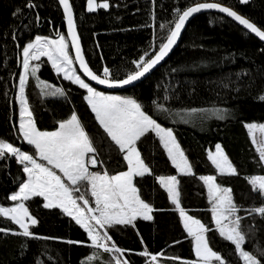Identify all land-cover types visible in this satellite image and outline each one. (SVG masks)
Segmentation results:
<instances>
[{
  "label": "trees",
  "instance_id": "trees-1",
  "mask_svg": "<svg viewBox=\"0 0 264 264\" xmlns=\"http://www.w3.org/2000/svg\"><path fill=\"white\" fill-rule=\"evenodd\" d=\"M70 1L90 67L102 74L103 67L107 66L119 78L134 70L132 62L140 55L145 52L151 55L154 48L158 50V45L166 40L168 30L174 26L177 7L183 9L196 2H218L234 8L264 28V0H249L247 4H241L239 0H109V9H99L94 13L87 12V0ZM34 2L37 8L25 9L22 16L13 17L15 7L22 6L25 0H0V138L15 141L16 146L27 151H31V146L16 139L18 105L16 94H13L21 72L22 46L37 34H66L58 0ZM37 13L39 21L36 20ZM162 24L163 28L160 27ZM13 26L18 37L15 41L8 34ZM41 60L40 78L50 85L64 88L66 97L41 95L35 78L29 77L26 95L38 128L54 130L59 119L66 118L75 110L97 143L103 139L107 146L110 141L82 99L86 94L84 90L58 75L47 59ZM262 89L264 42L221 14L204 13L193 18L178 47L162 66L146 80L122 91L146 103L157 99L173 112L182 108L213 106L235 110V117L227 120L193 117L188 123L175 116L156 113L164 126L173 127L195 172V176L179 177L182 206L213 229L211 205L207 200L206 187L198 179L200 175H217V182L231 187L235 202L244 209L262 202L245 179L250 175L264 174V169L257 163L258 155L244 127L245 122H264V102L256 99ZM165 94L170 97L168 101L163 100ZM216 143L224 147L239 175L227 177L215 172L207 159V151L213 150ZM140 147L146 162L153 166L154 175L139 179L138 187L144 198L162 211L154 213V221L138 219L135 228L116 226L110 230V235L118 247L126 250V258L131 264H146L147 258L139 255L145 247L152 253L164 252L165 258L160 264H173L166 259L172 256L192 259V246L182 229L178 213L154 179L156 175H175V169L154 136L144 138ZM101 158L110 174L125 170L114 146L110 153L102 150ZM25 178L14 158L0 160L1 205L13 204L6 197L17 191L20 180ZM81 191L85 188L82 187ZM42 199L33 197L26 202L39 221L31 230L38 236L53 239L33 240L0 233V264H104L111 260L110 254L97 252V261L90 262L88 257L96 250L90 247L84 230L61 210L44 209ZM240 215L245 216L242 221L244 231L249 233V226L254 224L252 232L256 234L253 237L249 233L246 250L254 251L256 241L259 247L264 248V218L258 215L248 217L243 211ZM0 227L19 231L18 226L4 217H0ZM69 240L80 243L70 244ZM210 240L214 250L220 251L229 264H242L234 246L223 241L217 232L210 233Z\"/></svg>",
  "mask_w": 264,
  "mask_h": 264
},
{
  "label": "snow or ice",
  "instance_id": "snow-or-ice-1",
  "mask_svg": "<svg viewBox=\"0 0 264 264\" xmlns=\"http://www.w3.org/2000/svg\"><path fill=\"white\" fill-rule=\"evenodd\" d=\"M239 2L247 4L249 0H239ZM59 4L63 8V18L67 23V35L57 32L55 38H51L37 34L34 39L29 38V42L22 46L23 70L19 73L18 93L15 97L19 102L16 139L26 142L28 146H31V151L22 150V146H16L15 141L10 142L9 139L0 138V160L14 158L26 177L20 180L18 191L6 197V200L14 202L12 206L0 205V217L18 226L19 231L0 227V233L33 240L53 239L38 236L31 230L39 221L26 202L33 197H42L44 209L61 210L87 234L90 247L96 250L92 256L88 257L90 262L97 261L96 253L98 252L111 255V260L104 264H131L126 258V250L117 246L110 235V230L116 226L135 228L138 219L154 221V213L162 211L146 200L141 188L138 187L139 179L154 175L153 166L146 162L140 147L142 140L152 135L176 172L175 175H156L154 179L160 189L166 192L168 201L178 213L194 256L192 259H182L179 256L166 259L173 264L176 261H179V264H229L225 256L212 247L210 233L215 231L223 241L230 242L234 246L235 253L242 264H264V248L258 246V241L255 242L257 246L254 251L246 250L249 233L253 237L256 234L252 232L254 224L249 226V233L244 231L242 221L245 216L240 215L243 211L248 217L258 215L264 218V174L245 177L251 190L262 201L258 206L247 209L235 202L231 187L222 186L217 182V175H200L198 179L206 187L207 200L211 205V222L214 223V229L209 227L200 219L190 215L189 211L182 206L179 177L195 176L193 165L177 139L173 127L164 126L156 116V113L175 116L184 123H188L193 117H199L202 120L215 117L223 121L234 118L235 110L213 106L182 108L173 112L170 107L158 102L157 99H151L146 103L134 95H115L99 90L91 83L94 81L96 85L115 89L131 85L145 77L169 55L180 38L186 22L202 10L217 9L225 13L239 25L254 33L261 41H264V28L257 26L232 7L218 2H196L183 9L177 7L174 14V26L168 30L166 40L158 45V50L154 48L153 54L145 52L140 55L132 62L135 65L134 70L128 71L123 78H119L113 75L112 70L107 66L103 67L102 74L90 67L77 31L73 5L70 0H59ZM37 7L34 0H25L22 6L15 7L12 16H22L25 9L33 10ZM110 7L109 0H101V2L87 0L89 13L99 9L107 10ZM36 20L39 21L38 13ZM160 27L163 28L164 25ZM8 34L13 41L17 40L14 26ZM70 48L74 50V55L70 53ZM42 57L47 58L52 69L58 75L62 74L64 80L84 90L86 94L82 96V99L94 114L99 128L110 141L107 146L103 139L99 141V144L97 143L75 110L71 111L66 118L59 119L52 131H42L38 128L26 95L29 77L35 78L41 95L66 97L64 88L50 85L38 75L43 63ZM169 99L167 94L163 96L164 101ZM256 99L264 102V89L257 93ZM244 127L258 155L257 163L261 169H264V122H245ZM113 146L117 149L125 170L110 174L107 167L103 166L105 161L101 155L102 150L110 153ZM207 159L219 176L239 175L238 168L220 143L215 144V151H207ZM82 187L85 188L83 192ZM68 243L80 242L69 240ZM139 255L147 258L146 264H160L161 259L165 258L163 251L152 253L146 247Z\"/></svg>",
  "mask_w": 264,
  "mask_h": 264
},
{
  "label": "water",
  "instance_id": "water-1",
  "mask_svg": "<svg viewBox=\"0 0 264 264\" xmlns=\"http://www.w3.org/2000/svg\"><path fill=\"white\" fill-rule=\"evenodd\" d=\"M58 2H59V0H58ZM70 3H71V1H70ZM224 5V4H223ZM61 6V5H60ZM225 6H227V5H225ZM229 7V6H228ZM61 8H62V6H61ZM234 9V8H233ZM235 10V9H234ZM62 11H63V8H62ZM73 11H74V9H73ZM235 11H237V10H235ZM238 12V11H237ZM204 13H218V14H221V15H223V16H225V17H227V18H229L230 20H232L233 22H235L237 25H239V23L237 22V21H235L233 18H231V17H228L225 13H221V12H219V10H217V9H208V10H202L200 13H197V14H194V17H196V16H198V15H200V14H204ZM239 14H241L240 12H238ZM241 15H243V14H241ZM194 17H192V18H190L189 19V21L188 22H186V25H185V28L182 30V32H181V36H180V38L177 40V43L173 46V49L169 52V55L167 56V57H165V59L163 60V61H161L157 66H155V68L153 69V70H151L149 73H147L146 75H145V77H142V78H140V80H138V81H135V82H133V84H131V85H126V86H123L122 88H115V89H109V88H107L106 86H104V85H96V83L93 81V82H91L92 84H93V86H96V87H98V89H100V90H103V91H107V92H122V91H125V90H127V89H129V88H132V87H134L135 85H137V84H139L140 82H142V81H144V80H146L157 68H159L160 66H162L168 59H169V57L171 56V54L176 50V48L178 47V45H179V43H180V40H181V38H182V36H183V34H184V32H185V30L187 29V27H188V25L190 24V22L193 20V18ZM246 17V16H245ZM74 18H75V12H74ZM247 18V17H246ZM249 19V18H248ZM75 20H76V18H75ZM65 21V20H64ZM253 22V21H252ZM77 24V23H76ZM240 27H242L243 29H245L242 25H239ZM258 26V25H257ZM246 31H248V32H250V30H248V29H245ZM77 31H78V27H77ZM65 33H66V35H67V23H66V21H65ZM251 33V32H250ZM78 34H79V31H78ZM251 34H253L254 36H255V34L254 33H251ZM80 35V34H79ZM256 37V36H255ZM256 38H258V37H256ZM70 39V38H69ZM259 39V38H258ZM80 40H81V37H80ZM264 42V41H263ZM81 45H82V49H83V52H84V48H83V44H82V40H81ZM71 49V48H70ZM72 51V54L74 55V50H71ZM84 55H85V53H84ZM85 58H86V56H85ZM77 67H78V65H77ZM14 95L16 94V91L13 93Z\"/></svg>",
  "mask_w": 264,
  "mask_h": 264
},
{
  "label": "rangeland",
  "instance_id": "rangeland-1",
  "mask_svg": "<svg viewBox=\"0 0 264 264\" xmlns=\"http://www.w3.org/2000/svg\"><path fill=\"white\" fill-rule=\"evenodd\" d=\"M64 34V33H63ZM66 35V34H65ZM48 36V35H47ZM51 38H55V36H50ZM70 53L72 54V52H71V50H70ZM21 56H22V51H21ZM47 59L46 57H42L41 59ZM50 63V62H49ZM23 69H22V63H21V71H22ZM55 71V70H54ZM62 75V74H61ZM18 86H19V78H18V81H17V85H16V95H17V93H18ZM100 90V89H99ZM103 91V90H102ZM110 94H115V95H128V94H125V93H122V92H109ZM16 102H17V105H18V115H17V123H18V125H19V102L16 100ZM167 127V126H166ZM42 131H47V130H42ZM52 131V130H51ZM257 135L259 136V133H257ZM22 150H24L23 148H22ZM24 151H27V150H24ZM212 151H215V148L212 150ZM18 191V190H17ZM14 203V202H13ZM1 205V204H0ZM3 206H5V205H3ZM8 206H12V204L11 205H8Z\"/></svg>",
  "mask_w": 264,
  "mask_h": 264
}]
</instances>
